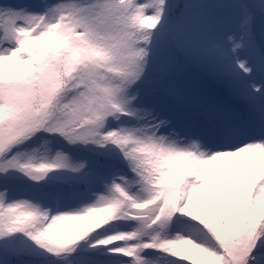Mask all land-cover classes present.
Here are the masks:
<instances>
[{
    "label": "trees",
    "instance_id": "1",
    "mask_svg": "<svg viewBox=\"0 0 264 264\" xmlns=\"http://www.w3.org/2000/svg\"><path fill=\"white\" fill-rule=\"evenodd\" d=\"M184 2L170 0L169 16L150 31L146 49L134 60L137 67L120 73L101 71L103 59L93 52L97 48L84 37L75 38L73 26H58V37L42 50L25 45L33 82L30 110H45V117L44 123H33L21 112L16 122L13 111L7 110L2 121L16 131L0 130V144L14 141L0 150V264H139L130 250L139 248L134 234L136 217L143 211L120 206V194L112 190L130 222L124 226L118 205L113 208L114 197L102 185L108 169L119 164V127L123 123L140 136L150 120L159 121L161 114L178 119L198 105L208 108L222 99L218 90L226 89V80L214 81L183 49L181 33L188 32L176 18ZM259 5L256 0H233L228 6L230 16L244 20L251 61L260 59L258 48H264L251 29ZM4 14L12 28L14 10ZM11 32L19 42L18 32ZM19 68L27 71L24 65ZM98 74L104 75V82ZM44 80L50 86L43 88ZM112 80L127 84L130 121L119 109L118 98L110 100ZM81 97L90 109L77 119L75 103ZM103 122L113 131L110 139L102 140L96 132V124ZM138 149L136 173L161 188L157 155ZM196 172L186 164L175 177L172 197L155 203L160 216L171 207L178 230L168 236L154 224L152 247L137 250V255L154 254L159 257L156 264H264V172H257L254 164L238 178L209 177L200 192ZM127 234L130 240L120 246L119 237Z\"/></svg>",
    "mask_w": 264,
    "mask_h": 264
},
{
    "label": "rangeland",
    "instance_id": "2",
    "mask_svg": "<svg viewBox=\"0 0 264 264\" xmlns=\"http://www.w3.org/2000/svg\"><path fill=\"white\" fill-rule=\"evenodd\" d=\"M232 1L190 0L180 20L181 28L188 32V36L181 33L185 44L183 49L189 53L191 61L198 60L195 63L198 68L206 71L214 81L220 79L229 82L238 73V82H245V90L255 91L256 95L245 99L251 107L249 109L237 110L230 102L216 101L208 109L198 106L196 111L184 117L185 120L170 119L161 114L159 121L150 120L143 124L138 138L130 136L131 143H137L141 152L157 155L159 167L163 170L161 188L149 183L150 180L140 179L137 173L130 177H123L125 173L122 170L113 169L110 173L109 181L114 190L123 195L133 210L143 211L136 217L137 236L134 234L138 238L139 250L152 247L150 243L155 235L151 226L155 224L159 232L167 233L173 223L171 207L167 205L168 213L160 216L156 214L158 209L155 203L159 202L160 197H172L175 177L186 164L189 167L195 165L198 169L199 192L204 190V183L209 177L229 172L230 177L238 178L254 164L257 172L264 171V60L251 61L247 57L244 20L229 15L228 6ZM256 1L260 3L256 8L263 12L264 0ZM7 2L2 6L3 11L10 6L14 9L16 26L9 28L8 19L3 15V35L0 37V130L9 133L16 131V128L2 122L7 119V110L13 111L15 121L21 112L33 123L36 120L41 122L45 117V110L37 113L30 110L33 82L29 78L24 57L25 45L32 44L36 50H42L51 46L54 38L58 37V26H73L78 30L75 32L77 37L82 35L85 43L97 47V54L100 51L105 55L98 54V58H110L115 71L120 72L137 67L134 60L146 49L150 31L167 20L169 11V0H47L46 6L49 8H42L40 0ZM11 31L18 32L19 42L12 39L16 36ZM51 52L52 61L55 62L56 53ZM86 54L93 56L88 49ZM22 65L26 66L27 71L19 70ZM52 68L55 70V67ZM98 76L104 82V75ZM48 86L49 81L44 80L43 88ZM126 86V82L112 80L108 93L111 101L117 97L131 107L126 101ZM239 90L232 92L240 94ZM258 94L263 96L258 97ZM79 99L74 112L78 115L77 119L90 109V104L83 97ZM105 123L95 126L102 140L110 139L113 135V131L101 127ZM123 136L124 131L121 133V145ZM13 143L0 144V150L5 151ZM125 149L128 153L126 161L132 163L128 147L122 148ZM103 187L114 197L112 204L116 208L118 202L115 201V194L105 185ZM158 261L159 257L154 254L146 260L147 264Z\"/></svg>",
    "mask_w": 264,
    "mask_h": 264
}]
</instances>
